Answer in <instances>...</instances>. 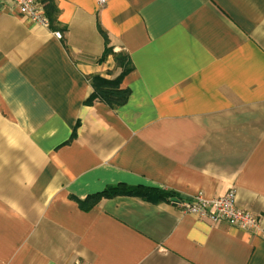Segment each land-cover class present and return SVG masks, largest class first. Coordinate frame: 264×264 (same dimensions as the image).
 <instances>
[{
    "label": "crops",
    "instance_id": "1",
    "mask_svg": "<svg viewBox=\"0 0 264 264\" xmlns=\"http://www.w3.org/2000/svg\"><path fill=\"white\" fill-rule=\"evenodd\" d=\"M56 3L0 5V264H264V0ZM118 51L126 102L85 103ZM229 189L258 229L180 207Z\"/></svg>",
    "mask_w": 264,
    "mask_h": 264
},
{
    "label": "built area",
    "instance_id": "2",
    "mask_svg": "<svg viewBox=\"0 0 264 264\" xmlns=\"http://www.w3.org/2000/svg\"><path fill=\"white\" fill-rule=\"evenodd\" d=\"M98 3L102 5L105 0H98ZM6 4L25 15L33 23L47 28L50 26L42 0H0V5ZM53 34L57 38L61 37L59 31H53ZM179 204L184 213L208 218L213 222L225 221L243 230L260 227V220L255 214L237 206L234 189H229L224 194L212 198H206L202 193H197L190 199L182 200Z\"/></svg>",
    "mask_w": 264,
    "mask_h": 264
},
{
    "label": "trees",
    "instance_id": "3",
    "mask_svg": "<svg viewBox=\"0 0 264 264\" xmlns=\"http://www.w3.org/2000/svg\"><path fill=\"white\" fill-rule=\"evenodd\" d=\"M42 4L45 10V14L50 20L51 24L57 22V17L59 14V8L57 6L56 0H42ZM105 43L107 40L105 39ZM104 56L111 53L109 47H105ZM117 63L121 64L122 71L118 77L114 79H107L101 77L100 75H92L91 85L92 91L90 92L85 103H93L95 100L106 103L112 108H116L126 102L129 90L127 88L120 87L121 78L128 73L132 66L129 62L127 55L121 51H118L115 55ZM116 195H134L139 197H145L150 200L156 199H175L173 192L163 191L155 187L146 185H126L124 183H119L113 186L106 187L102 192L93 195L94 202L98 201L101 197H113ZM84 206V204L82 205ZM85 207V206H84Z\"/></svg>",
    "mask_w": 264,
    "mask_h": 264
}]
</instances>
